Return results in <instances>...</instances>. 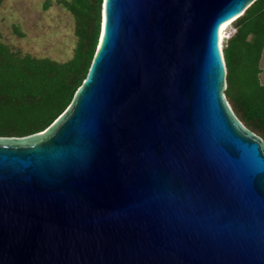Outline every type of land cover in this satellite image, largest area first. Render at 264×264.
<instances>
[{"label":"water","instance_id":"1","mask_svg":"<svg viewBox=\"0 0 264 264\" xmlns=\"http://www.w3.org/2000/svg\"><path fill=\"white\" fill-rule=\"evenodd\" d=\"M255 0H102L43 131L0 136V264H264V142L217 34Z\"/></svg>","mask_w":264,"mask_h":264},{"label":"trees","instance_id":"2","mask_svg":"<svg viewBox=\"0 0 264 264\" xmlns=\"http://www.w3.org/2000/svg\"><path fill=\"white\" fill-rule=\"evenodd\" d=\"M58 2L74 19L76 44L70 60L22 54L0 40V136L43 131L68 107L88 72L99 38L102 0ZM232 23L235 30L221 47L226 67L224 95L235 116L264 142V85L258 78L264 49V0H255Z\"/></svg>","mask_w":264,"mask_h":264},{"label":"rangeland","instance_id":"3","mask_svg":"<svg viewBox=\"0 0 264 264\" xmlns=\"http://www.w3.org/2000/svg\"><path fill=\"white\" fill-rule=\"evenodd\" d=\"M14 26L22 33L21 36L15 33ZM234 30L233 23L227 26L221 45ZM0 34L1 41L22 54L59 62L68 61L74 55V19L58 0H3L0 5ZM259 68L258 78L264 85V49Z\"/></svg>","mask_w":264,"mask_h":264},{"label":"bare ground","instance_id":"4","mask_svg":"<svg viewBox=\"0 0 264 264\" xmlns=\"http://www.w3.org/2000/svg\"><path fill=\"white\" fill-rule=\"evenodd\" d=\"M229 24H230V22H228L227 24L221 26L220 29H219V31H218V34H217V45H218L219 48L222 47L221 42H222V39L224 37H226V35H225V29L227 28V26Z\"/></svg>","mask_w":264,"mask_h":264}]
</instances>
